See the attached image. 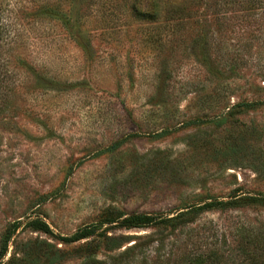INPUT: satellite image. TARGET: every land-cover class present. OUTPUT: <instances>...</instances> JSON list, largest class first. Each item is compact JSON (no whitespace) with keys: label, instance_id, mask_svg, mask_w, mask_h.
Masks as SVG:
<instances>
[{"label":"rangeland","instance_id":"rangeland-1","mask_svg":"<svg viewBox=\"0 0 264 264\" xmlns=\"http://www.w3.org/2000/svg\"><path fill=\"white\" fill-rule=\"evenodd\" d=\"M15 1L28 9L10 28L30 71L15 72L0 122V240L19 223L0 264L49 261L77 246L59 237L117 214L264 194V105L237 106L264 102V0ZM117 224L99 232L126 246L166 236L177 257L231 264L242 236L264 239V207L172 233Z\"/></svg>","mask_w":264,"mask_h":264},{"label":"trees","instance_id":"trees-1","mask_svg":"<svg viewBox=\"0 0 264 264\" xmlns=\"http://www.w3.org/2000/svg\"><path fill=\"white\" fill-rule=\"evenodd\" d=\"M27 1L29 4L30 0ZM40 9L43 13L55 12L58 6L48 4ZM17 10L27 15V7L19 5L17 1L0 0V122H4L6 114L11 112L10 100L16 90L12 82L15 72L30 71L25 59L16 53L15 34L10 28L17 26L14 18H11ZM259 105H264V102H246L237 106L255 109ZM256 170L264 175V164L257 165ZM252 206L264 207V194L244 196L234 194L226 201L210 200L201 205L185 207L181 211L166 216L164 214H132L120 220L123 215L117 214L112 218L84 226L69 236L59 237L62 244L66 246L77 244V246L69 252L55 251L49 261L41 264H60L67 260H74L77 264H200L197 256L194 255L184 253L182 257L175 256L174 243L170 249L166 250L164 246L166 236L155 239L153 235H149L126 246L124 244L128 242L122 237L109 236L105 230L99 231L105 224L118 222L117 226L123 229L155 227L172 233L194 223L204 213ZM27 225L32 231L53 235L52 230L43 220L34 219ZM18 228V222H13L7 227L0 240V259L5 256L11 237ZM248 234L247 237L242 236L237 243L240 259L233 257L231 250L226 249L225 261L231 264H234L236 260L238 264H264V239H256L255 236L250 235V232ZM49 248H51L49 245H45L46 250Z\"/></svg>","mask_w":264,"mask_h":264}]
</instances>
